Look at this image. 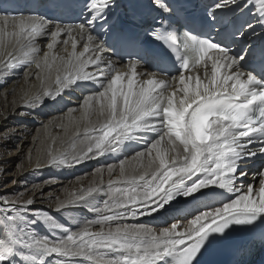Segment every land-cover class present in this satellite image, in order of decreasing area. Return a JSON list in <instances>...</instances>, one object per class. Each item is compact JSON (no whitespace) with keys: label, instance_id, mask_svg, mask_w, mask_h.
I'll use <instances>...</instances> for the list:
<instances>
[{"label":"snow or ice","instance_id":"snow-or-ice-1","mask_svg":"<svg viewBox=\"0 0 264 264\" xmlns=\"http://www.w3.org/2000/svg\"><path fill=\"white\" fill-rule=\"evenodd\" d=\"M48 3L53 18L27 2L0 10V79L36 69L40 88L25 93V106L77 87L97 90L55 125L74 131L61 148L45 150L47 165L71 168L145 146L95 168L87 185L80 178L63 198L50 195L49 210L33 207L35 194H0V264H200L230 232L264 234V44H241L264 35V0H216L199 24H181L186 9L170 0L129 4L122 14L117 0H84L79 24L60 20L77 9L74 0ZM224 10L252 19L237 23ZM61 44L66 55L56 52ZM108 51L129 56L126 70ZM142 64L159 71L140 72ZM258 159L262 167L245 183ZM181 202L189 206L176 208L182 215L168 226L138 222ZM70 210L92 216L71 217L72 227L54 215Z\"/></svg>","mask_w":264,"mask_h":264},{"label":"bare ground","instance_id":"bare-ground-1","mask_svg":"<svg viewBox=\"0 0 264 264\" xmlns=\"http://www.w3.org/2000/svg\"><path fill=\"white\" fill-rule=\"evenodd\" d=\"M0 26H3V21L0 20ZM46 39L40 41L43 50H47L45 45ZM61 44L56 50L57 54L66 55L63 52ZM82 47V46H80ZM43 51L41 52V56ZM106 57L113 61H117L111 55V51L106 53ZM118 66L122 70H126L125 63L120 61ZM25 71L32 73L30 78H25ZM140 72L150 71L147 66L139 68ZM36 69H17L7 79H0V171H8L13 168V173H9L5 177H12L13 182L10 186L0 188V194L10 195L17 192L19 189L25 188L28 192L25 199L35 194V204L33 207L44 208L49 210L50 201L47 199L50 195L53 199L60 196L64 197L66 188H78L77 181L83 179L85 185L92 179L90 173L97 167L106 164L118 163V159L124 156H131L136 151H141L144 148V143L141 141L131 145L129 148L117 156L102 157L99 160L85 162L81 165L67 168H57L47 165V158L44 155L48 147L61 148V141H66L71 136L74 128L68 127V132L65 133L62 129L56 128L55 125L63 121V117L69 109L78 108L79 102L83 96L91 94L97 90L95 86L77 87L67 94L56 98H45L39 105L25 106L23 97L25 93L35 94L39 91L40 84L36 79ZM201 75L203 73L201 72ZM171 79V77H169ZM77 116L79 112L75 113ZM6 117V119H5ZM48 125V136L44 134V126ZM50 137H57L55 145L52 144ZM151 139V137H148ZM39 157L40 167H36L37 158ZM19 160L22 164L19 165ZM15 166V169L13 167ZM262 167V162L258 159L255 163L249 165L248 177L245 183L253 182L256 170ZM4 177V176H3ZM108 176L105 174L104 180L107 181ZM48 183H45V182ZM258 187V179L255 181ZM41 186V190L37 191L34 186ZM24 193V192H23ZM182 202L169 207L167 211H161L158 215L145 216L139 219L140 223L150 225L168 226L173 221L172 217L180 216L182 213L175 211L176 208H186ZM57 220L64 223L66 226H72L71 217L91 218L92 214L79 210H70L64 213H54ZM38 231L46 233V229L39 225ZM223 241L215 243L203 251L200 256V264H211L215 259L217 248Z\"/></svg>","mask_w":264,"mask_h":264},{"label":"rangeland","instance_id":"rangeland-1","mask_svg":"<svg viewBox=\"0 0 264 264\" xmlns=\"http://www.w3.org/2000/svg\"><path fill=\"white\" fill-rule=\"evenodd\" d=\"M22 164V162H21V160H19V165H21ZM15 166L16 165H13V167H14V169H15ZM4 172H8L7 173V175L9 174V173H13V168H10V170H8V171H4ZM4 172H2V171H0V188H4V187H8V186H10L11 184H12V182H13V178L12 177H5L6 176V173H4ZM4 176V177H3ZM24 192V198H26V196H27V194H28V192L25 190V188H23V189H19L17 192H14V193H23ZM14 193H10V195H12V194H14Z\"/></svg>","mask_w":264,"mask_h":264}]
</instances>
